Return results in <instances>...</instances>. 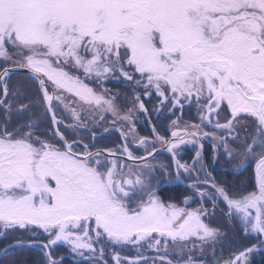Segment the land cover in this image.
<instances>
[{"label":"snow or ice","instance_id":"snow-or-ice-1","mask_svg":"<svg viewBox=\"0 0 264 264\" xmlns=\"http://www.w3.org/2000/svg\"><path fill=\"white\" fill-rule=\"evenodd\" d=\"M0 59L11 65L0 69L4 97L0 108L12 111L8 97L15 94L7 81L16 69H28L55 126L51 135L60 141L53 144L37 136L36 120L12 130L9 116L0 123V236L16 230L37 236L17 238L2 255L37 249L44 252L47 264H63V258L57 260L52 254L63 242L74 257L107 264L104 241L137 253L129 258L113 252L114 264H178L168 255L175 251L183 256L193 238L201 247L215 244L223 233L205 222L208 209L166 205L156 194L151 182L156 169L167 174V165L153 163L157 143L171 154L176 181L182 179L181 171L194 175L190 187L201 200L211 199L213 208L217 201L225 202L229 216L233 210L239 214L242 230L257 234L258 245L224 264H247L248 254L264 247V239H259L264 236V0H0ZM69 69L82 70L84 79ZM114 72L137 87L143 85L145 96L154 90L161 106L170 103L182 111L184 103L194 101L201 124L229 135L217 136L202 131L200 124H191L183 132L173 131L168 139L153 125L155 139L138 140L144 156L135 155L129 146L130 135L136 140L134 124L120 132L123 143L116 149L91 151L83 139L69 141L61 126L83 129L93 141L96 134L81 120V113L65 102V94L117 116L113 101L84 82L92 77L102 82ZM136 74L142 79L134 81ZM135 99L147 113L139 94ZM54 102L71 113L73 124L57 117ZM221 105L231 109V119L213 123ZM27 110L28 105L16 109L18 113ZM242 114L255 119V134L232 135ZM120 119L131 121L132 117ZM185 136L190 139L186 141ZM202 137L217 141L229 160L239 158L237 169L255 161L258 190L234 198L215 181L200 151L192 165L176 159L180 145L203 148ZM229 140L238 143L233 147ZM201 174L205 179H200ZM41 232L49 237L47 242L38 238ZM170 243L176 247L170 248ZM145 245L165 254L147 256L142 250ZM183 264L203 262L189 255Z\"/></svg>","mask_w":264,"mask_h":264},{"label":"trees","instance_id":"trees-1","mask_svg":"<svg viewBox=\"0 0 264 264\" xmlns=\"http://www.w3.org/2000/svg\"><path fill=\"white\" fill-rule=\"evenodd\" d=\"M6 67L0 64V69ZM126 71L132 72V69L129 67H125ZM142 78L139 74L133 76V80H141ZM8 86L11 93L15 95H10L8 100L12 104V111L10 113H5L3 108H0V123L5 122V116L10 117V122L8 123L9 130H12L16 127H20L26 124L30 120L38 121V130L36 131L37 136H41L53 144H59L60 141L58 138L51 135L53 130V125L51 123L50 116L45 112L43 107L42 98L38 91L37 83L30 76L25 73H13L10 78L8 79ZM85 83L97 88L102 83L105 87L111 92L112 95H115L117 104L126 112L130 109H138L139 111V119L141 122L137 126L138 133L142 137H148L150 139H154V135L152 132V126L154 125L157 132L161 135L164 133V130H160L161 123L163 122V116H166L165 122L171 123L173 122V109L168 104L166 106H161L160 100L161 98L155 93L154 90H150L151 94L148 96L144 95L143 85L137 87L133 82L127 81L123 78L119 72H114L113 75L109 76L108 78L104 79L102 82H98L97 78L93 77V80H84ZM139 94L140 99L143 101L145 107L148 109L147 113L143 110H140L138 107V102L135 99V95ZM3 92L0 90V99H3ZM20 105H28V110L23 112H17L16 109ZM57 117L64 121L65 124H73L74 121L71 117H66L60 107L55 105ZM177 113V112H176ZM60 114L62 116H60ZM189 115V114H187ZM111 117L108 119H104L102 121H95V123H90L93 121L88 122L90 125H95L96 128H92L90 125L88 127L91 129L92 133L96 134L95 141L92 140L91 133L84 131L83 129H77L75 131L66 129L63 126L60 127V131L64 133L65 137L69 141L83 139V142L90 145V150L95 151L97 149H116L118 145L123 143V138L121 137L120 132L118 130L113 129L115 128H123V122H113L110 121ZM107 123H106V122ZM98 122V123H96ZM86 123V124H88ZM105 125V126H103ZM105 129H108L105 132ZM122 130V129H121ZM169 133V131H168ZM138 145V143H137ZM133 146V144H129L131 147L132 152L137 156L145 155L144 151L137 146ZM160 146V144H159ZM200 147V145H199ZM158 148V147H157ZM80 151V150H78ZM117 154H120L117 152ZM165 156L163 160L167 163V171L169 173L165 174L164 171L160 170V168L156 169V175L152 179V184L159 182L161 184L164 181H172L173 178V166H172V156L168 153H160L156 156L154 163H160V157ZM168 188H166L167 191ZM169 190V189H168ZM164 198L170 199L173 196L177 198L174 194V191L168 194H163ZM173 200V199H171ZM177 200V199H176ZM218 213V212H217ZM220 215V214H219ZM210 220H213L214 224L213 227L219 228L223 233V239H221L220 246H217L218 249L212 252V255L206 257V260L201 261L206 264H211V260H216L220 264H224V261L233 258V256L240 251H243L246 248L252 247V245H257L254 242H250L248 240L250 234H246L242 228H231L228 225H222L223 218L220 215V218L213 215ZM217 220V223L215 221ZM215 225V226H214ZM35 230V229H34ZM229 234L231 236H242L243 240L241 242H234V241H225V236ZM240 234V235H239ZM254 234V233H252ZM256 234V233H255ZM17 238H23L25 240L36 239L37 236L31 235L28 231L24 230H16L7 232L5 235L0 236V253L2 250L10 244H13ZM38 238L47 242L49 239L48 236L44 235L42 232L38 233ZM104 246V261L107 264H114L112 259L113 252H118L122 257H135L136 251L131 247H115L113 248L107 242H101ZM99 246V245H97ZM214 253V254H213ZM52 254L55 259H59L63 257V264H89V261L85 259H81L78 257H74V254L70 252L68 246L63 244V242H58L57 246L52 250ZM172 254V253H170ZM168 255L173 261H176L172 256ZM89 254L86 252L85 257ZM148 256L160 255L159 253L152 252L147 254ZM164 255V254H163ZM161 255V256H163ZM249 255V254H248ZM250 256L253 257L252 264H264V251H254L250 253ZM251 262V260H250ZM179 264L182 263L181 261L178 262ZM0 264H47L46 257L42 250L37 249H16L14 252L9 253L8 255H1ZM91 264H100L99 260L92 261Z\"/></svg>","mask_w":264,"mask_h":264},{"label":"flooded vegetation","instance_id":"flooded-vegetation-1","mask_svg":"<svg viewBox=\"0 0 264 264\" xmlns=\"http://www.w3.org/2000/svg\"><path fill=\"white\" fill-rule=\"evenodd\" d=\"M0 64L4 66H11L9 64H6L5 61L2 59H0ZM49 91L51 92V88H49ZM201 103H203V101H201ZM168 105L171 106L170 103ZM172 114L174 115L173 121H177V124L173 125V122L172 124L165 122L166 116H163V122L161 123L160 126V130H164V133H161V135L168 139H172L171 133L173 131L183 132L185 130L186 125H191V124H200L202 131L216 132L217 136L227 137L229 135V133L226 131H219L207 124H201V121L199 119L200 113L194 101L191 105L184 103V107L182 111L179 108L173 109ZM228 119H231V109L225 105H221V110L219 111L218 116L212 117L213 123H216L218 121L219 123L223 124ZM239 119H240L239 124L234 125V131L232 135H239L240 137H246L249 134H255L256 122L254 118H251L246 114H242ZM188 130L191 131L192 129L188 128ZM184 139L187 141L188 139H190V137L185 136ZM237 143L238 142L229 140L230 146L235 147ZM200 144L203 145V148H200L199 144L185 143L183 145H180L176 159L180 160L181 163L192 165L196 152L200 151L202 153V158L208 171L212 174L213 177H215V181L217 183L223 185L227 189V191L232 197L240 198L248 195L251 192H255L258 190V186L256 183L255 161L249 160L246 162L243 168L237 169L236 165L239 158L229 160L224 155L223 147H221L217 141H214L213 139L208 137H202L200 139ZM159 147L160 149H164V147L166 146L161 145ZM161 153H168V152L162 150ZM214 155L218 157L215 160L213 159ZM164 158L165 156L163 155L160 157V164L167 165L165 160H163V163H161V160ZM172 166H173L172 181L169 182L164 181L161 184L160 187L162 188V192H161L162 194L164 193L166 194L168 189L171 192L174 191V194L178 198L177 200H180V202L184 200L188 195H190L193 198L192 202L191 201L188 202L186 206H190V205L193 206L197 204L198 206L203 205L205 209L209 210L207 214L208 217H213V215H215L216 217L220 218V215L222 216L223 226L228 225L231 228H242L239 219V214L235 213V210H233V215L229 216L228 215L229 208L225 202L217 201V206L213 208V203L211 199L205 198L201 200V198L195 192V190L190 187L193 180H195V176L194 175L189 176L188 174H185L183 173V171H181L182 179L180 181H176L174 179L176 172H175V163L173 161V158H172ZM167 173L169 172L167 171ZM200 179L203 180L205 179V177L201 174ZM166 188H168L167 191ZM206 191L211 192L212 189L208 188L206 189ZM183 197L185 198L183 199ZM248 234L250 235L249 236L244 235L243 237H249L248 240L250 242H254L258 245L257 234L255 233L252 234L251 232ZM243 237L231 236L227 234L225 236V241L241 242L243 240ZM259 239H264V236L259 237ZM261 251H264V249ZM211 264H220V263L216 260H211Z\"/></svg>","mask_w":264,"mask_h":264},{"label":"rangeland","instance_id":"rangeland-1","mask_svg":"<svg viewBox=\"0 0 264 264\" xmlns=\"http://www.w3.org/2000/svg\"><path fill=\"white\" fill-rule=\"evenodd\" d=\"M14 59H19V57H14ZM8 67V66H6ZM127 67V66H126ZM69 71L73 72L74 74L76 75H79L82 79H84V75H83V71L82 70H79L77 71L76 69H69ZM85 80H93V77L91 79H85ZM90 87H92L97 93L99 94H102L106 99H111L113 101V104L116 106V109H117V116H113L111 113H108V112H102L100 109H97V108H93L89 105H86V104H83L79 98L75 97L73 94H65V102L67 104L70 105V107L72 108H75L77 111H79L81 113V120H83L85 123H88L90 121H102L104 119H108L111 117L110 121H115V122H123L122 125L124 126L123 128H118L119 129V132L121 131H124V132H127L129 130V128L132 127V125L134 124L135 125V132H134V135L136 137V140L133 141L132 139V136L130 135L129 138H128V142L129 144H135L137 145L138 143V140L140 137H142L139 133H138V130H137V126L138 124L141 122V120L139 119V111L138 109H131L132 111L129 112V111H124L118 104L117 102L115 101L116 98V94L115 95H112L111 92L105 87V85H103L102 83L99 85V87L95 88L91 85H89ZM107 90V91H105ZM58 107H60L59 109H61L64 113V115L66 117H71V113L66 111L64 108H63V105H59ZM124 115H130L132 117L131 121H125L123 119H120V117H123ZM60 116H62L60 114ZM101 117H103V119H101ZM73 120V119H72ZM74 121V120H73ZM106 122V121H105ZM90 123H95V122H90ZM98 123V122H96ZM107 123V122H106ZM87 125H90L89 123ZM92 128H96L95 125H90ZM105 126V125H103ZM122 129V130H121ZM155 139V137H154ZM87 144V143H86ZM138 146V145H137ZM161 146V145H160ZM156 147H159V144L157 143L156 144ZM160 148V147H159ZM142 149V148H141ZM76 150H80L82 151L83 149H76ZM143 150V149H142ZM154 163V162H153ZM167 182V181H165ZM153 187L156 189V194L161 198V200L167 205L169 203L171 204H175L177 205L178 207H183V208H188V209H195V208H198L200 206L197 205H190V206H186V203L184 202L185 201V197H183L184 200H182L180 202V200H176L178 198H175L174 196L170 199H167V198H164L163 194L161 193L162 192V188L159 186L160 183L157 182V183H154L152 184ZM160 193V194H159ZM171 191L168 190L166 192V194L170 195ZM187 197H190L191 199L189 200V202L191 201L192 202V197L190 195H188ZM173 199V200H171ZM203 206V205H202ZM205 219V222L207 224H209L210 226H212V224H214L213 220H210L211 218L208 217V215H206L205 217H203ZM215 221V220H214ZM217 223V220L215 221ZM215 226V225H214ZM213 227V226H212ZM154 236L156 234H153ZM221 239H223V235L221 237H219L218 241L215 243V244H205L201 247V242L196 239V238H193L192 242L189 243L187 245V248H185L184 250V254L183 256H180V255H177L175 251L171 252L172 254H170L171 256L173 255L174 253V256H172L177 262L181 261L182 263L184 262V260H187L188 259V256L191 255V257L196 260V261H205L206 260V257L210 256V254L212 255V252L217 248V246H220L221 244ZM196 244L197 247L193 248L192 247V244ZM64 244V243H63ZM66 245V244H65ZM67 246V245H66ZM169 247L170 248H174L176 246L172 245L171 243L169 244ZM180 247H183V245H180ZM143 252L145 255L147 254H150L152 252H156L155 250H150L146 247V245L143 247ZM157 253V252H156ZM160 255H163L165 254L163 251L159 252ZM79 258V257H78ZM253 257L250 256V254L248 255V258H247V264H252L253 263ZM251 260V262H250ZM227 261V260H226Z\"/></svg>","mask_w":264,"mask_h":264},{"label":"water","instance_id":"water-1","mask_svg":"<svg viewBox=\"0 0 264 264\" xmlns=\"http://www.w3.org/2000/svg\"><path fill=\"white\" fill-rule=\"evenodd\" d=\"M14 72H22V73H25V74H28V75H30V73H29V70L28 69H16ZM55 126L53 125V128H54ZM163 149H159V152L158 153H160L161 151H162ZM117 156H119V155H117ZM263 248H260V247H258V250H262ZM1 255H2V252L0 253V258H1ZM154 256H159V255H154ZM64 256H62L61 258H63ZM61 258H59L58 260H61ZM169 259V258H168ZM179 264V263H178Z\"/></svg>","mask_w":264,"mask_h":264}]
</instances>
